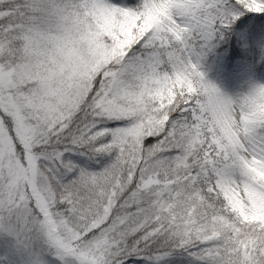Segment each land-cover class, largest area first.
<instances>
[{
	"label": "snow or ice",
	"instance_id": "snow-or-ice-1",
	"mask_svg": "<svg viewBox=\"0 0 264 264\" xmlns=\"http://www.w3.org/2000/svg\"><path fill=\"white\" fill-rule=\"evenodd\" d=\"M264 0H0V264H264V85L201 70Z\"/></svg>",
	"mask_w": 264,
	"mask_h": 264
},
{
	"label": "rangeland",
	"instance_id": "rangeland-1",
	"mask_svg": "<svg viewBox=\"0 0 264 264\" xmlns=\"http://www.w3.org/2000/svg\"><path fill=\"white\" fill-rule=\"evenodd\" d=\"M121 4H129V0H114ZM241 17L243 23H237L230 31L229 39L232 43L216 55L205 54L200 61L201 70L206 78L213 83L221 93L230 99H238L250 94L257 86L264 85V68L255 70L251 63L245 59H232V50L251 56L253 50L252 39L249 36L248 18ZM262 24V39L264 41V17H260ZM222 38H226L224 33ZM221 38V39H222ZM264 56V48L259 50ZM171 264H191L187 256H176Z\"/></svg>",
	"mask_w": 264,
	"mask_h": 264
},
{
	"label": "trees",
	"instance_id": "trees-1",
	"mask_svg": "<svg viewBox=\"0 0 264 264\" xmlns=\"http://www.w3.org/2000/svg\"><path fill=\"white\" fill-rule=\"evenodd\" d=\"M253 25H255V22L253 23ZM256 29H257V27H256ZM217 44H220L221 45L222 44V41H218Z\"/></svg>",
	"mask_w": 264,
	"mask_h": 264
}]
</instances>
